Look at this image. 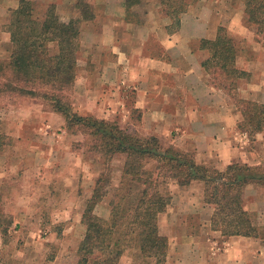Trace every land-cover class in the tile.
<instances>
[{"label": "crops", "instance_id": "1", "mask_svg": "<svg viewBox=\"0 0 264 264\" xmlns=\"http://www.w3.org/2000/svg\"><path fill=\"white\" fill-rule=\"evenodd\" d=\"M46 1L69 20L75 0ZM102 5L104 15L80 27L74 109L106 121L126 119L134 109L142 134L156 137L163 148L192 153L198 165L220 171L231 164L264 168V129L250 136L238 129L240 111L213 86L201 67L205 58L197 56L207 55L200 41L213 40L221 25L207 34L185 31L184 19L179 30L171 29L167 19H157L153 27L125 19L123 3L104 0ZM5 34H0L3 60L12 50ZM194 41L195 50L189 46ZM249 44L253 47L236 61L245 73L241 98L264 105V46ZM46 118L58 122L61 116L46 113ZM17 132L19 137L22 131ZM172 182L170 203L157 217L158 232L168 241L165 264H264V187L248 185L243 193L256 237L225 238L211 224L214 209L203 202V183L180 188Z\"/></svg>", "mask_w": 264, "mask_h": 264}, {"label": "trees", "instance_id": "2", "mask_svg": "<svg viewBox=\"0 0 264 264\" xmlns=\"http://www.w3.org/2000/svg\"><path fill=\"white\" fill-rule=\"evenodd\" d=\"M240 1L244 25L262 34L264 0ZM128 2L126 8L131 6ZM160 3L166 15L173 18L174 29L178 28L179 15L186 7L175 4V0ZM74 9L77 17L63 20L54 5L42 7L36 2L18 0L4 25L12 50L7 60L0 61V93L43 100L52 113L63 118L68 131L77 130L90 138L92 150L104 160L124 156L107 219L97 217L93 211L107 194L105 187L109 180L100 175L95 181L81 216L85 235L78 248L77 264H118L124 249L131 246L144 260L165 264L168 241L158 232L157 217L165 212L171 200L168 181H174L180 188L193 181L203 183V202L214 209L211 224L223 237H256L252 216L244 208L243 193L248 185L264 187V168L231 164L220 171L198 165L192 153L170 145L163 148L154 136L140 137L135 132L127 133L116 123L73 112L67 94L75 84L80 25L94 18L87 0H75ZM50 44L56 45L53 54L49 51ZM200 49L207 52L201 62L205 74L215 88L229 96L242 115L238 129L249 136L261 132L264 105L237 96L245 73L236 67L240 53L236 40L220 27L213 40L200 41ZM10 140L0 130V150L9 146ZM6 225L0 223L3 236L7 233ZM96 253L102 254L101 261L92 259Z\"/></svg>", "mask_w": 264, "mask_h": 264}, {"label": "rangeland", "instance_id": "3", "mask_svg": "<svg viewBox=\"0 0 264 264\" xmlns=\"http://www.w3.org/2000/svg\"><path fill=\"white\" fill-rule=\"evenodd\" d=\"M29 1L42 7L48 5L46 0ZM103 1L87 0L95 17L104 15ZM115 2L124 4L123 15L127 20L153 23L154 27L158 26V20L167 19L171 21L170 28L175 30L173 18L166 15L160 0H129V8H126V0ZM179 3L186 7L185 12L179 15V21L184 19V29L189 33H212L218 23L225 25L222 28L240 47L237 59L253 47L249 41L253 45L264 46V32L257 34L254 28L244 25L240 0H175V4ZM17 5L18 0H0L1 35H6L4 25L9 11ZM68 12L69 19L77 17L73 4ZM59 18L66 20L64 15ZM193 43L192 47H197L195 41ZM48 47L51 54L57 50L54 44ZM197 56L199 60L207 57ZM80 57L83 58V55ZM0 61L5 60L0 58ZM78 68L76 78L80 72ZM243 81L237 88L240 100H244L240 92ZM77 91L78 88L73 86L67 96L73 112L79 114L73 106ZM46 113L52 112L41 99L0 93V130L11 139L10 145L0 151V223H7L6 235L0 233V264H77L78 248L85 235L81 216L100 175L102 179L109 180V185L105 187L107 194L96 205L93 214L103 219L109 217L108 204L118 186L117 168L121 167L124 156L104 160L92 150L93 141L90 138L77 130L68 131L62 117L58 118V122L48 121ZM127 116L126 119L121 117L108 122L116 123L127 133L148 136L138 130L140 115L137 111L133 109ZM17 131H22L19 137ZM174 185L168 181L170 194L171 190H175ZM124 250L118 264H154L151 259L144 260L132 246ZM102 257V254L96 253L92 259L101 261Z\"/></svg>", "mask_w": 264, "mask_h": 264}]
</instances>
